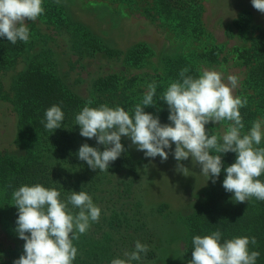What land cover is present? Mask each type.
Returning a JSON list of instances; mask_svg holds the SVG:
<instances>
[{"label":"trees","instance_id":"16d2710c","mask_svg":"<svg viewBox=\"0 0 264 264\" xmlns=\"http://www.w3.org/2000/svg\"><path fill=\"white\" fill-rule=\"evenodd\" d=\"M154 1L156 11L173 20L180 33H187L195 23L196 30L201 25L202 0ZM50 13L58 20L53 22H59L63 30L72 32L79 54L84 53L91 59L100 58L99 60L108 62L118 60L119 54L99 38L87 30L83 31L54 10ZM250 23L251 13L245 10L233 20L232 26L241 35H245ZM26 45L27 43L20 41L13 45L6 38L0 37V71L13 67L26 50ZM140 49L143 51L144 46H138L130 54V62L131 57L142 52ZM43 58L33 61L13 83L12 103L18 115L17 144L24 152L0 158V211L5 228L10 235L17 237V209L12 206L11 193L21 185L39 183L45 187H55L61 192V199L69 191H85L101 209V215L98 222L90 225L86 234L73 241L78 249L73 264H110L113 258H123L125 251L134 250L137 240L147 244L149 251L141 254L140 261H133L132 264H155L157 247L149 221L154 215L162 214L166 207L145 208L141 186L150 176L148 165H140L142 161L140 163L135 159L125 137L121 138V143L126 152L110 163L108 172L93 171L77 157L78 149L83 143L91 147L98 146L94 138L81 137L79 127L75 124V114L82 110L90 97L94 101L91 107H98L100 104L110 107L119 105L130 113L139 101H132L127 97L117 100L118 83L112 74L94 79L88 93L80 94L58 76L53 64ZM240 59L247 69L245 89L251 92L243 96L247 99V105L240 109L245 124L244 131H248L252 121L260 116L264 117V27L249 40V46L240 53ZM173 64H179L173 72L176 80L179 79L180 70L185 67L189 68V75L199 74L184 59L179 62L174 60ZM53 104L61 107L64 120L61 128L52 132L46 130L41 121L44 120L45 110ZM159 109L163 111L160 103L146 107L144 111L152 112L164 124L165 117ZM99 147L102 151L103 146ZM222 159L224 165L229 166L234 162L235 154L226 153ZM223 179L222 169L214 187L187 216L189 242L185 259L187 263L191 260L193 236L207 235L219 229L222 233L221 243L232 237L254 236L257 245H249V249L259 251L256 264H264V201L253 198L245 203H237L233 194L223 189ZM260 179L264 181V175Z\"/></svg>","mask_w":264,"mask_h":264},{"label":"clouds","instance_id":"9594fccd","mask_svg":"<svg viewBox=\"0 0 264 264\" xmlns=\"http://www.w3.org/2000/svg\"><path fill=\"white\" fill-rule=\"evenodd\" d=\"M59 4L60 0H53ZM252 7L264 14V0H251ZM43 0H0V37L15 45L30 39L28 22H35L44 14ZM189 68L179 72V79L170 81L166 89L157 96V83H148L146 91L131 113L119 105L110 107L100 104L91 107L90 97L85 106L75 114L79 135L95 139L97 147L87 143L80 145L77 153L93 171L108 172L110 163L126 152L121 138L131 141L145 158L168 159L171 151L175 171L185 177L191 175L181 161L191 158L199 166L200 175L215 184L224 171L222 187L232 193L237 203L250 199L264 201V118L251 123L245 132L240 109L247 105L246 97L235 96L239 84L236 75L204 69L197 76L189 75ZM167 105L169 123L162 124L158 116L144 111L156 101ZM64 120L61 107L53 104L45 110L41 121L48 131L60 129ZM223 128L209 134L206 125ZM103 146L101 151L99 146ZM215 153V154H213ZM234 153L235 160L225 166L223 155ZM9 187H12L9 185ZM13 207L17 209L15 232L24 241L23 254L12 264H73L78 254L73 241L86 234L92 223L99 221L101 209L85 191H69L64 199L55 187L36 183L24 184L11 193ZM78 210V211H74ZM219 229L207 235L192 237L191 260L188 264H256L259 251L249 249L256 246L254 236H239L224 239ZM149 246L139 240L134 250L125 251L123 258L116 257L110 264H132L147 254ZM3 253H0L2 256Z\"/></svg>","mask_w":264,"mask_h":264},{"label":"rangeland","instance_id":"374dc122","mask_svg":"<svg viewBox=\"0 0 264 264\" xmlns=\"http://www.w3.org/2000/svg\"><path fill=\"white\" fill-rule=\"evenodd\" d=\"M154 0H43L44 14L35 22H28L30 39L26 50L13 67L0 71V158L21 155L24 151L17 144L18 115L12 103L13 83L18 75L39 57L49 61L54 70L77 92L86 95L94 79L115 75L118 83L116 99L124 97L132 101L142 98L148 83H157V96L170 81L176 80L174 71L184 59L198 73L213 69L224 74L236 75L239 84L234 95L251 94L245 89L247 69L242 64L240 53L249 46V40L264 27V14L252 7L251 0H202L201 25L196 23L187 33H180L176 23L158 13ZM50 8V10H49ZM55 11L66 20L77 24L83 31L99 38L108 48L119 54L118 60L108 62L89 58L78 53V44L72 32L65 31L50 11ZM251 13L247 34L241 35L233 26V20L242 11ZM176 21V20H174ZM82 31V32H83ZM80 32V33H82ZM141 53L131 57L138 47ZM129 59V61H128ZM136 60V62H134ZM160 113L167 120V105ZM155 104V106H156ZM152 114V112H150ZM264 118V117H258ZM257 118V119H258ZM209 134L223 128V123L206 125ZM247 132V131H245ZM128 145L140 165L147 164L150 176L141 186V198L146 209L166 207L149 221L155 234L157 257L155 264H188L185 250L189 242L187 216L194 211L201 198L214 187L211 179L200 175L199 166L191 158L181 163L189 168L191 175L175 171L176 161L169 151L167 161L160 157L145 158L135 146ZM261 147H264L262 141ZM1 194V193H0ZM0 264H12L23 254V242L9 234L3 224L0 211Z\"/></svg>","mask_w":264,"mask_h":264}]
</instances>
